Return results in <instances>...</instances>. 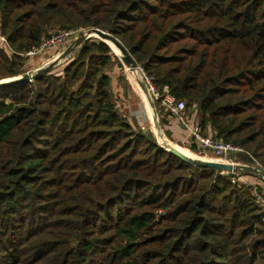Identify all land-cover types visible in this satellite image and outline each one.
Listing matches in <instances>:
<instances>
[{"label": "trees", "instance_id": "16d2710c", "mask_svg": "<svg viewBox=\"0 0 264 264\" xmlns=\"http://www.w3.org/2000/svg\"><path fill=\"white\" fill-rule=\"evenodd\" d=\"M57 28L112 33L203 133L264 168V0H0V81ZM73 52L60 74L0 88V264H264L250 187L135 129L107 43Z\"/></svg>", "mask_w": 264, "mask_h": 264}, {"label": "rangeland", "instance_id": "374dc122", "mask_svg": "<svg viewBox=\"0 0 264 264\" xmlns=\"http://www.w3.org/2000/svg\"><path fill=\"white\" fill-rule=\"evenodd\" d=\"M55 30L53 31V33H55ZM57 30L59 29L57 28ZM84 32L85 30H82L79 34L73 35V37H71L70 39L65 40L64 42L56 45H52V46L49 45L43 50L39 49L34 54L31 53L36 48L28 52L27 54H24L26 56L25 59L26 64H25V71L23 74L29 71H36L38 68L45 66L48 63L55 60L76 37L80 36ZM4 45L7 47L8 49L7 51L11 53L12 50L9 49L10 47H8V44L5 43ZM77 54H78L77 52L70 53L67 57L62 59L54 67V70L51 73L53 74L62 73V70L65 67H67L73 60H76ZM108 73L111 75L112 78L111 91L114 94V98L118 105V109L120 113L123 116L128 117L129 121L132 123L135 129H142L144 132L150 131L153 133L155 137H157L156 130L155 127L153 126V122L151 119V113L148 110L140 86L137 80L135 79V74L127 70L124 64H123V68H120L117 64H114L112 68H108ZM157 107L159 108L161 106L158 105ZM192 115H193V119L195 120L196 114L193 112ZM159 117L162 118L161 112L159 113ZM171 119L177 122L178 124H181L175 117H171ZM163 129L166 137L170 141H172L184 153L188 152L189 155H196L197 157H202L209 160H212L211 158H214V160H218L217 157H215V155L211 151L204 150L202 147H199L197 144L192 143L188 138L187 132L183 134L184 137L183 139L176 140L172 138V135L170 134L167 127H163ZM190 145H196V148L192 149V146ZM233 162H235L234 164L248 165L247 163H244L242 160L239 159L237 160L235 159ZM253 166H257V165H253ZM234 173L236 175L237 173H239V176L235 178V182H238L245 186H249L250 190L253 191V193L255 194L257 199H259L260 203L264 208V178L262 176H252L249 174H243L241 172H234Z\"/></svg>", "mask_w": 264, "mask_h": 264}, {"label": "water", "instance_id": "95a60500", "mask_svg": "<svg viewBox=\"0 0 264 264\" xmlns=\"http://www.w3.org/2000/svg\"><path fill=\"white\" fill-rule=\"evenodd\" d=\"M97 38L105 43H107L113 51L118 55L121 62L126 66L127 70L133 73H137L135 75V79L137 80L141 90L144 93V97L146 102L149 104L151 113H152V122L153 126L156 130V136L159 142V146L166 150L167 152L174 154L182 161L201 167V168H211L217 169L228 173L234 172H247L260 175L264 178V168L261 166H253V165H246V164H233L227 163L219 160H209L201 157H195L188 155L181 151L172 141H170L164 132L163 125H167L169 120L167 118H160L158 109H157V102L154 100L149 88L147 81L140 70V65L137 61L132 57L129 50L116 38L112 33L103 31L99 28H92L88 29L76 39H74L68 47L52 62L48 63L45 66L38 68L36 71H29L25 74H22L19 77L11 78V79H4L0 81V88L3 87H11L17 86L22 83H27L29 81L34 80L36 77L41 76L46 73H50L54 70V67L65 57H67L74 49H76L81 43L86 40Z\"/></svg>", "mask_w": 264, "mask_h": 264}, {"label": "built area", "instance_id": "2783aa9c", "mask_svg": "<svg viewBox=\"0 0 264 264\" xmlns=\"http://www.w3.org/2000/svg\"><path fill=\"white\" fill-rule=\"evenodd\" d=\"M82 30H61L53 33L50 36V39H47L42 42V44L36 48L31 54H34L37 50L45 49L47 46L56 45L64 42L65 40L70 39L73 35H77ZM77 38V37H76ZM75 38V39H76ZM0 42L2 44H8L6 38L0 33ZM141 73L145 77L148 88L154 98V100L160 105L170 116L175 117L182 126L188 132V138L192 143L197 144L199 147H202L204 150L211 151L219 161L227 163L237 160L238 153L245 152V149L236 146L232 143H224L220 140H216L211 135H206L203 133L201 126L198 123H194L190 119L189 109L185 100L177 99L173 95L168 86H165L162 93L154 86L152 80L144 73L142 67H140ZM194 108V107H193ZM239 176L233 173L232 181L235 182V178ZM259 201V199H257ZM260 202V201H259Z\"/></svg>", "mask_w": 264, "mask_h": 264}, {"label": "crops", "instance_id": "0c3cea01", "mask_svg": "<svg viewBox=\"0 0 264 264\" xmlns=\"http://www.w3.org/2000/svg\"><path fill=\"white\" fill-rule=\"evenodd\" d=\"M0 43L2 45V42H0ZM110 77H111V75H110ZM111 86H112V78H111ZM171 117L168 118L169 123L167 125H164V127H167L168 128V130H169L170 134L172 135V138L173 139H176V140L179 139V140H181V139L184 138L183 137V134L185 132H187V130L184 128V126H182L181 124H178L177 122H175L174 120H172Z\"/></svg>", "mask_w": 264, "mask_h": 264}, {"label": "bare ground", "instance_id": "6f19581e", "mask_svg": "<svg viewBox=\"0 0 264 264\" xmlns=\"http://www.w3.org/2000/svg\"><path fill=\"white\" fill-rule=\"evenodd\" d=\"M135 75H137V73H134ZM141 89V88H140ZM142 91V90H141ZM142 94L144 95V93H143V91H142ZM145 98V97H144ZM145 102H146V100H145ZM146 104H147V107H148V110L150 111V113H151V109H150V106H149V104L146 102ZM151 117H152V113H151ZM186 154H188L189 155V153L187 152ZM191 156H195V157H197L196 155H191ZM211 156V155H210ZM213 157V156H212ZM202 158V157H201ZM212 160H214V158H211Z\"/></svg>", "mask_w": 264, "mask_h": 264}]
</instances>
